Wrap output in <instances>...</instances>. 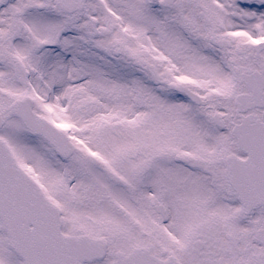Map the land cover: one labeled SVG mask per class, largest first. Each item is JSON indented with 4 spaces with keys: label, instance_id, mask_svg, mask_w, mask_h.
Here are the masks:
<instances>
[{
    "label": "snow or ice",
    "instance_id": "snow-or-ice-1",
    "mask_svg": "<svg viewBox=\"0 0 264 264\" xmlns=\"http://www.w3.org/2000/svg\"><path fill=\"white\" fill-rule=\"evenodd\" d=\"M0 264H264V0H0Z\"/></svg>",
    "mask_w": 264,
    "mask_h": 264
}]
</instances>
